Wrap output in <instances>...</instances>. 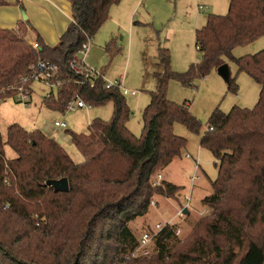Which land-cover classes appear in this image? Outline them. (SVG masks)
<instances>
[{
    "label": "trees",
    "instance_id": "16d2710c",
    "mask_svg": "<svg viewBox=\"0 0 264 264\" xmlns=\"http://www.w3.org/2000/svg\"><path fill=\"white\" fill-rule=\"evenodd\" d=\"M67 1L71 21L53 46L36 34L39 48L34 50L17 28H0V98L12 97L15 90L9 87L43 59L57 65L61 80L52 98L43 99L48 109L62 112L77 94L90 107L111 102L112 115L93 118L85 133L72 134L83 148L100 146L81 162L39 129L10 123L4 135L0 131V264H264V49L240 57L232 53L264 35V0H230L226 14H209L195 32L201 59L183 73L173 72L168 49L158 48L160 71L139 137L126 127L130 110L124 95L105 88V70H99L91 87L79 83L69 67L81 44L97 33L110 7L121 0ZM8 4L0 0V7ZM110 49L107 43L105 50ZM227 59L260 92L252 109L214 110L200 139L218 167L212 192L201 200L210 214L194 223L182 243L174 227L165 226L153 239L155 256L125 259L122 255L138 245L128 222L146 214L153 194L173 197L180 189L165 180L152 186L150 180L186 146L174 133V123L193 132L201 127L187 102L167 99V82L176 78L189 85ZM226 83L236 92L234 79ZM61 178L68 181L66 191L48 183Z\"/></svg>",
    "mask_w": 264,
    "mask_h": 264
},
{
    "label": "rangeland",
    "instance_id": "374dc122",
    "mask_svg": "<svg viewBox=\"0 0 264 264\" xmlns=\"http://www.w3.org/2000/svg\"><path fill=\"white\" fill-rule=\"evenodd\" d=\"M230 0H121L111 6L107 20L92 37V55L88 63L97 70H105V78L113 80L122 78L123 85L135 90V95H124L130 116L126 121L129 131L139 137L143 126V113L150 102V95L156 89L158 65V48L169 51L171 69L175 73L185 72L191 63L201 59V53L195 47V32L205 23L209 14L224 15L228 11ZM199 5L202 8L199 9ZM18 33L27 39L35 32L24 20L17 23ZM30 43V42H29ZM111 44L109 52L105 50ZM264 49V35L251 43L234 48L233 56L240 57L254 54ZM91 61V62H90ZM230 77L237 85L236 92L228 89L227 83L212 69L204 77H193L189 85L179 79L171 78L167 82L166 97L176 104L188 103V110L201 123L200 130L193 132L183 124L175 122L174 133L186 140V146L179 156L160 173L165 181L180 187L173 197L152 195L155 205L149 204L143 216H137L128 222L134 236L139 238L144 229L152 228L156 223L171 221L180 228L177 236L180 243L192 232L194 223L207 216L211 208L202 203V198L212 192L211 182L218 175L216 159L210 150L200 146V139L208 127V121L214 110L228 112L233 106L252 109L258 100L260 86L245 72L239 71L234 61L226 60ZM32 90L30 103L22 105L13 97L3 99L0 103V131L5 134L6 126L17 123L27 130L39 129L54 139L75 161L81 162L94 155L100 146L83 148L72 139V134L85 133L93 118L110 119L113 105L77 108L67 113L48 109L43 104L47 87L38 81L30 84ZM54 120H63L66 127H55ZM7 154L12 152L7 148ZM190 157H186V155ZM198 160L199 168L195 170ZM198 175L191 187L190 177ZM191 192L187 214L179 215L184 207V195ZM152 258L157 253L153 242L147 246ZM125 259L142 257L133 251L122 255Z\"/></svg>",
    "mask_w": 264,
    "mask_h": 264
},
{
    "label": "built area",
    "instance_id": "2783aa9c",
    "mask_svg": "<svg viewBox=\"0 0 264 264\" xmlns=\"http://www.w3.org/2000/svg\"><path fill=\"white\" fill-rule=\"evenodd\" d=\"M199 9L202 8V5L198 6ZM92 44V38H87L79 47V49L74 54L72 60L69 63L70 70L79 76V83H88L89 86H93L94 82L97 78L101 76V73L99 70L94 68L93 66L89 65L86 60L85 56L87 54V51ZM30 46L32 49L37 50L39 48L37 41L30 42ZM58 72L57 65L53 62H50L48 60L39 59L36 62L32 63L29 66V73L22 76L20 78L19 84L15 86H10V90H15L13 94V98L21 103L22 105H28L30 103L31 98V88L30 84L33 81H38L44 84L48 88V92L44 95L43 99H50L52 96L56 93V91L61 86V80L58 79L56 76ZM104 79V86L107 89H117L120 91L123 95L130 94L133 95L136 93L135 90H129L124 87L122 78H117L113 80H107L105 76H102ZM3 101L2 98H0V103ZM89 105H87L79 95H75L63 108L62 112L67 113L70 111H75L77 108H88ZM53 125L55 127H66V122L63 120H54ZM211 130L212 128L209 127ZM186 157H190L188 154ZM195 162V170L199 168L198 160H194ZM198 179V175H192L190 177L191 187L194 183V181ZM151 185L152 186H159L164 180L162 178V175L160 173L156 174L154 177H151ZM191 199V192L184 195V207L183 208H189ZM150 204L155 205L156 202L151 199ZM183 208H181L178 212L179 215L183 214ZM165 226H172L174 227V233L175 235H178L180 233V228L173 224L171 221L166 222L165 224L156 223L154 226V229L148 228L144 229L140 235L138 240V245L136 249L133 251V255L135 256L136 253H138L141 256H148L150 254V251L148 250L147 246L149 243L153 242L154 237L165 227Z\"/></svg>",
    "mask_w": 264,
    "mask_h": 264
},
{
    "label": "crops",
    "instance_id": "0c3cea01",
    "mask_svg": "<svg viewBox=\"0 0 264 264\" xmlns=\"http://www.w3.org/2000/svg\"><path fill=\"white\" fill-rule=\"evenodd\" d=\"M7 2H9L8 5L0 7V28L15 29L17 23L23 20L19 9L22 7L27 15L24 22L27 23L29 30L32 29L35 32V36L27 35L29 42L34 41L38 34L47 45L53 46L71 21V5L67 0H7ZM92 48L91 44L85 56L86 62H89L87 58L92 55ZM46 92L48 88L44 95Z\"/></svg>",
    "mask_w": 264,
    "mask_h": 264
},
{
    "label": "water",
    "instance_id": "95a60500",
    "mask_svg": "<svg viewBox=\"0 0 264 264\" xmlns=\"http://www.w3.org/2000/svg\"><path fill=\"white\" fill-rule=\"evenodd\" d=\"M21 17L23 20L27 19V15L25 14L24 10L22 7L19 8ZM216 72L219 74V76L225 81H229L230 78V72H229V67L227 63H222L216 68ZM51 186L54 187L55 190H60V191H66L68 189V181L66 178H61L58 180H52L48 182ZM183 213L187 214L188 210L186 208H183Z\"/></svg>",
    "mask_w": 264,
    "mask_h": 264
}]
</instances>
